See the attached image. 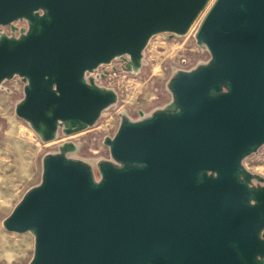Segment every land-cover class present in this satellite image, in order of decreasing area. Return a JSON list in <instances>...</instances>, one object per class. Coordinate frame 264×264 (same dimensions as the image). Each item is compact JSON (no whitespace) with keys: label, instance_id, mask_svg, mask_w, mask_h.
I'll use <instances>...</instances> for the list:
<instances>
[{"label":"water","instance_id":"obj_1","mask_svg":"<svg viewBox=\"0 0 264 264\" xmlns=\"http://www.w3.org/2000/svg\"><path fill=\"white\" fill-rule=\"evenodd\" d=\"M210 2L0 0V88L26 83L16 113L44 142L81 132L118 99L87 74L124 56L138 71L154 36L187 35ZM196 40L210 61L172 78L165 109L123 119L99 180L73 144L44 157L4 220L34 235L29 264H264V187L243 165L264 147V0H215Z\"/></svg>","mask_w":264,"mask_h":264},{"label":"rangeland","instance_id":"obj_2","mask_svg":"<svg viewBox=\"0 0 264 264\" xmlns=\"http://www.w3.org/2000/svg\"><path fill=\"white\" fill-rule=\"evenodd\" d=\"M211 0L190 32L185 36L169 33L154 36L144 52L138 71L129 67V57H118L89 74L96 84L117 94V102L105 110L95 126L68 134L58 129L54 140L44 142L32 125L21 119L16 109L24 99L26 83L15 77L0 88V264H29L34 256L32 233H9L4 220L10 216L25 194L42 180L43 159L57 154L61 147L74 145L67 157L90 165L100 179L99 164L114 162L106 138H114L124 118L137 122L173 103L169 89L179 71H191L207 64L211 55L199 46L196 33L214 4ZM256 179L253 186L264 187V147L243 161ZM263 179V181H262Z\"/></svg>","mask_w":264,"mask_h":264},{"label":"built area","instance_id":"obj_3","mask_svg":"<svg viewBox=\"0 0 264 264\" xmlns=\"http://www.w3.org/2000/svg\"><path fill=\"white\" fill-rule=\"evenodd\" d=\"M14 26L18 29V30L15 31V36L16 37H19L20 31L22 29H27L28 28L27 21H25V20L15 22ZM0 31L2 33H5L8 36H12L13 35L11 27H0ZM88 77H89V74H87L86 78H88Z\"/></svg>","mask_w":264,"mask_h":264}]
</instances>
